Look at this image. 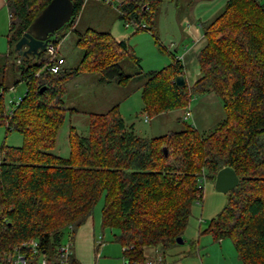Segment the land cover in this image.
Wrapping results in <instances>:
<instances>
[{
	"label": "trees",
	"instance_id": "obj_1",
	"mask_svg": "<svg viewBox=\"0 0 264 264\" xmlns=\"http://www.w3.org/2000/svg\"><path fill=\"white\" fill-rule=\"evenodd\" d=\"M49 1H5L9 46ZM71 1L73 15L61 27L68 32L76 31L85 2ZM165 1L180 5V0H120L118 17L144 24L135 32L153 35ZM200 28L205 42L197 53L199 77L191 86L175 83L178 75L185 78L181 59L173 57L166 67L144 74L125 41L94 29L76 31L83 55L74 68L50 72L53 60L46 48L36 56L15 57L18 81L27 90L6 113L4 92L10 88L0 85V125L19 132L23 143L0 145V253L33 239L39 253L56 264L62 229L70 226L75 232L103 198L102 226L119 229L116 241L129 264H144L146 248L160 246L163 253L182 237L193 201L202 198L200 176L214 180L229 166L239 182L206 232L215 241L230 239L243 264H264V0H226ZM64 36H53L48 44L57 49ZM10 56L0 55L2 72ZM126 59L137 68L132 74L120 65ZM83 73L120 85L144 79L140 89L147 114L185 109L193 95L214 93L225 115L201 133L184 123L180 130L142 138L126 126L114 104L90 114L87 134L71 127L70 154L58 156L50 152L57 130L65 113L75 111L64 105L66 86Z\"/></svg>",
	"mask_w": 264,
	"mask_h": 264
},
{
	"label": "rangeland",
	"instance_id": "obj_2",
	"mask_svg": "<svg viewBox=\"0 0 264 264\" xmlns=\"http://www.w3.org/2000/svg\"><path fill=\"white\" fill-rule=\"evenodd\" d=\"M5 1L0 0V3H5ZM225 1L180 0L178 7L174 2L165 1L157 13L153 35L147 30L135 32L132 26L125 27L124 21L118 17L114 6L106 3V5H102V11H94L92 15L88 11V16H84L74 29L82 32L90 26L96 31L107 32L111 27V32L108 33L116 40L123 39L127 43L140 59V69L144 74L166 67L174 60L173 57L182 60L186 55L185 60L183 59V68L186 82L191 86L193 80L196 79L198 61L197 58L191 60L189 58L194 55L193 53H198L199 46H201L199 26L201 22L210 20L219 13L224 7ZM113 4L115 5V2ZM112 21L113 24H109ZM8 28L9 13L4 5L0 9V55L11 53L8 65L3 72L1 67L4 63L0 61V85L10 88L4 92L6 113H10L12 107L24 97L27 90L26 83L18 81L17 64L19 60L15 59L17 54L14 52L13 46L8 45ZM76 31L68 32L67 28L63 27L54 34L55 38L66 35L62 38L63 40L61 39L62 42L58 49L59 55L65 58L62 67L74 68L82 59L83 50L76 43ZM31 60L35 61L36 59ZM120 65L126 74H132L137 69L128 59L122 61ZM79 76L78 79L67 83V91L63 97L65 107L75 111L65 113L63 122L57 130L55 144L50 152L58 156L68 157L70 154L69 132L71 127L79 134H87L90 114L105 112L113 104H118L119 112L127 127H133V132L142 138H152L180 130L184 123L193 125L201 133L214 127L225 115L222 101L214 93L193 95L185 109L178 108L156 115L147 114L143 111L144 101L141 90H138L144 79H132L127 84L120 85L115 80L109 81L107 84L98 83L96 78L99 76L95 73H83ZM186 111L191 114L188 118H184ZM22 143L23 137L19 132L6 131L5 126L0 125V145L21 146ZM201 176L200 178H203L201 183L203 186L202 198L193 201L190 208V215L182 234L183 243L178 245L181 252L166 253V260L169 263L179 264L182 261L188 263L193 257L192 251L193 248L196 249V244L199 245V253L205 264H213L210 260H220L222 257L216 251L221 249L216 248L219 240L215 241L206 230L211 219L225 206L228 192L217 191L214 187V180ZM102 206L103 198H100L95 203L89 219L77 228V230L88 228L89 234H92L94 229L95 239L101 232H104V245L108 247L107 250L101 248L97 251L96 242L92 243L90 247L88 245L84 248V254L88 256L90 264L100 262L104 258L118 256L121 260L122 257L121 246L116 241L119 229L102 226ZM69 237L74 240L72 229L70 226H66L62 229L61 243H65ZM220 242L233 247L228 238L221 239ZM152 253V247L144 250L145 256H152ZM152 257L156 258L154 254Z\"/></svg>",
	"mask_w": 264,
	"mask_h": 264
},
{
	"label": "water",
	"instance_id": "obj_3",
	"mask_svg": "<svg viewBox=\"0 0 264 264\" xmlns=\"http://www.w3.org/2000/svg\"><path fill=\"white\" fill-rule=\"evenodd\" d=\"M73 12L74 6L71 0H50L14 44L15 53L21 59L29 55H38L46 48L55 32L70 21ZM175 83L178 86L185 84L184 76L178 75ZM163 151L166 154L165 147ZM238 182L239 178L234 169L226 166L217 171L214 187L217 191L229 192L237 186ZM176 242L182 243V237H178Z\"/></svg>",
	"mask_w": 264,
	"mask_h": 264
},
{
	"label": "crops",
	"instance_id": "obj_4",
	"mask_svg": "<svg viewBox=\"0 0 264 264\" xmlns=\"http://www.w3.org/2000/svg\"><path fill=\"white\" fill-rule=\"evenodd\" d=\"M101 0H87L84 2L83 4V7L79 13V16L78 18L76 19L75 23H74V28L77 27V24L83 20L84 16H88V11L91 13L92 15V12L94 11H102L101 10V7L102 5H106L105 3H103L102 1L100 2ZM5 3H0V9L2 8V6H4ZM109 24H113V21L110 22ZM200 28V26H199ZM86 29H92L90 26L87 27ZM85 29V30H86ZM109 31L107 32H111V27H109L108 29ZM68 34V33H67ZM134 34V32H133ZM199 34L201 35V39L199 40V43H201V46H199V49L202 47L203 43H204V40H203V37H202V31H201V28H200V31H199ZM66 36V35H65ZM200 37V36H199ZM63 40V39H62ZM62 40L59 42L58 46H57V49H56V52H57V56L59 57H62L64 59V63H65V58L61 55H59V52H58V49H59V46L62 42ZM120 40H123V39H120ZM124 41V40H123ZM199 51V50H198ZM193 53V52H192ZM194 55H191V57L189 58V60L191 59H196L197 58V53H193ZM175 58V57H174ZM186 58V55H184L183 59L185 60ZM179 59V58H178ZM181 59V58H180ZM183 59L181 60L182 61V64H183ZM151 71H154V70H151ZM195 76H196V79L199 77V66L197 65V68H196V73H195ZM80 76L78 77H75L73 78L71 81H73L74 79H78ZM195 79V80H196ZM195 80H193V83L195 82ZM69 81V83L71 82ZM96 81L98 83H102V84H107L109 82L107 81H103L99 78H96ZM186 81V79H185ZM138 90H141L140 88ZM114 105V104H113ZM175 110V109H174ZM171 110H168V111H165V112H170ZM173 111V110H172ZM163 112V113H165ZM162 114V113H160ZM126 124V123H125ZM127 126V125H126ZM133 128V127H132ZM89 219V218H88ZM87 219V220H88ZM86 220V221H87ZM88 228H84L83 230H76L75 232H73V237H74V240H73V245H74V254L72 256V259L70 260L69 264H90L89 262V259H88V256H85L84 254V248L86 246L90 245L94 242H95V232H94V229L92 230V234H89V231H87ZM101 237H103L104 239V232H101V234L99 235ZM183 243V242H182ZM223 243V242H222ZM220 242V240L218 241V244H216V248H221L220 250H216L218 255H221V259H214V260H210L213 264H243L242 261L238 258L237 256V253H236V250L234 248V246L230 247L228 246L227 244L225 245L224 243L222 244ZM181 243H177L174 244V245H171L165 252H160L158 248L156 249H153V253H152V256L154 254V256H156V258L160 257L161 258V261L164 263V264H173V263H169V261L166 260V253L167 252H170V251H173V252H176V253H180L181 250L179 248L178 245H180ZM219 245V246H217ZM223 245V246H221ZM228 246V247H227ZM196 249L193 248V257L188 261V263H184V261H182V263L179 262V264H205L203 262V259L202 257L200 256V253H199V245L196 244L195 245ZM108 249V247L106 245H104V242L101 244V245H97V248L96 250L98 251L99 249ZM122 250V248H121ZM221 251V252H219ZM211 255V254H210ZM152 256H146V260H149V259H154L155 257H152ZM49 264H53V263H49ZM95 264H129L127 262V260L124 258L123 254H122V257H121V260L119 259L118 256L116 257H112V258H104L102 260H100V262H95Z\"/></svg>",
	"mask_w": 264,
	"mask_h": 264
},
{
	"label": "built area",
	"instance_id": "obj_5",
	"mask_svg": "<svg viewBox=\"0 0 264 264\" xmlns=\"http://www.w3.org/2000/svg\"><path fill=\"white\" fill-rule=\"evenodd\" d=\"M87 1V0H84ZM107 5L114 6L115 11L119 12V5L120 0H102ZM115 2V5L113 4ZM132 26L134 29H143L145 28L144 24H139L134 22L131 19L126 20L125 27ZM47 55L51 57L53 62L48 66V70L50 72H58L60 66L64 63V59L62 57L57 56L56 49L51 45L48 44L46 46ZM20 101V100H18ZM190 112L186 111L184 118L190 117ZM201 177H204L202 174ZM203 178L199 179V187ZM97 245H101L104 242L103 237L98 236L95 240ZM72 238H68L65 243H61L57 248L56 253V264H69L70 258L74 254V245H73ZM35 255H38L35 257ZM0 264H49L44 254L39 253L38 251V242L36 240L24 241L20 245L16 246L13 250L5 253H0ZM144 264H164L161 261V258L149 259L144 262Z\"/></svg>",
	"mask_w": 264,
	"mask_h": 264
}]
</instances>
